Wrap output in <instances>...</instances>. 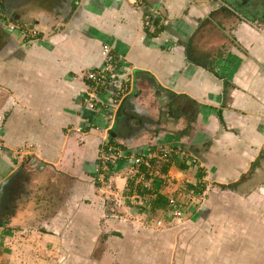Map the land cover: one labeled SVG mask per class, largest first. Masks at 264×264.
<instances>
[{"label":"crops","instance_id":"1","mask_svg":"<svg viewBox=\"0 0 264 264\" xmlns=\"http://www.w3.org/2000/svg\"><path fill=\"white\" fill-rule=\"evenodd\" d=\"M101 44L130 72L111 122L80 99ZM102 137L121 153L97 175ZM158 146L179 153L137 178L145 168L130 157ZM105 182L123 207L104 200ZM177 188L204 193L197 208L180 204L179 227L221 189L230 201L221 211L210 198L212 217L238 221L240 241L264 235V0H0V264H52L62 252L65 264H119L117 248H96L106 224L158 233L150 216Z\"/></svg>","mask_w":264,"mask_h":264},{"label":"rangeland","instance_id":"2","mask_svg":"<svg viewBox=\"0 0 264 264\" xmlns=\"http://www.w3.org/2000/svg\"><path fill=\"white\" fill-rule=\"evenodd\" d=\"M220 190L206 194V204L199 211V218L190 220L183 227L173 226L165 213L157 219L152 215L151 220L162 222L161 228L155 230L158 233L153 230L134 238L132 235H119L112 222H109L104 236L97 237L100 244L96 248H117L120 257L115 263L119 264H264V235H246L248 239L245 242L248 246H245L247 249L244 251L248 254L241 256L238 249L245 242L240 241L238 221L231 224L225 220L224 214L217 213L218 219L210 214L207 206L210 198L213 197L214 202L217 199L216 207H221V211L224 209V201H230ZM184 214L186 215L185 211ZM148 235L161 236L153 244L143 238ZM233 246L234 253L231 252ZM62 254L51 257L52 264H65L67 257ZM108 260L112 262V258Z\"/></svg>","mask_w":264,"mask_h":264},{"label":"built area","instance_id":"3","mask_svg":"<svg viewBox=\"0 0 264 264\" xmlns=\"http://www.w3.org/2000/svg\"><path fill=\"white\" fill-rule=\"evenodd\" d=\"M2 25L7 31H17L23 39L33 40L37 36V32L28 26H17L12 22H2ZM99 56L101 60L100 67H93L84 73V79L86 83L81 90V103L83 107L88 110L97 112L98 109L103 110V118L111 122L114 109L117 108L120 101L129 93L131 81L130 72L128 66L124 63L123 57L115 55L111 52V49L106 44H101L99 48ZM76 132L80 131L79 128L75 129ZM100 147L98 149L97 160L98 163L95 166L97 175L104 174L109 171L116 159L120 157L121 151L112 144H109L105 137L100 140ZM155 153V154H153ZM179 152L171 149L168 146H158L154 149V152L147 149L145 152L130 157V163L133 168H139L143 165L144 171H136L137 178H143L151 170V167L156 166L152 162V159H158L160 161H169L173 155H177ZM157 160V161H158ZM187 165L193 166V159L186 161ZM153 173V172H152ZM150 180L153 175L157 176V173H149ZM160 187H166L167 178L165 176H157ZM101 179L103 180L102 176ZM104 200H109L114 207L121 208L124 206L123 196L118 191L112 190L108 183L103 184ZM133 200L139 197L136 194L130 195ZM204 193L197 191L193 188H188L184 191L183 188H177L174 196H169L166 199L165 214L170 217L169 222L173 226L182 225L186 218L184 217V211L182 206L184 202L191 204L197 208L200 202L203 200ZM129 198V196H128ZM135 219V218H134ZM154 225L161 227L162 222L155 220ZM140 224L141 220H140Z\"/></svg>","mask_w":264,"mask_h":264},{"label":"trees","instance_id":"4","mask_svg":"<svg viewBox=\"0 0 264 264\" xmlns=\"http://www.w3.org/2000/svg\"><path fill=\"white\" fill-rule=\"evenodd\" d=\"M159 205H162V206H163V205H164V202H163V201H161Z\"/></svg>","mask_w":264,"mask_h":264}]
</instances>
